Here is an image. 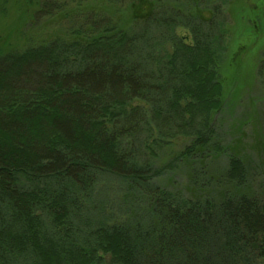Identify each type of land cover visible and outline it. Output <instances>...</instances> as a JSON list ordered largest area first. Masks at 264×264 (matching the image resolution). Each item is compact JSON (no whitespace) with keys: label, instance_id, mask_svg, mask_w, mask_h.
<instances>
[{"label":"trees","instance_id":"trees-1","mask_svg":"<svg viewBox=\"0 0 264 264\" xmlns=\"http://www.w3.org/2000/svg\"><path fill=\"white\" fill-rule=\"evenodd\" d=\"M229 1L41 0L59 32L0 55V264H264L257 198L191 199L153 181L215 138ZM178 136L193 143L156 167ZM227 175L247 183L239 158ZM106 180L153 198L148 225L93 208Z\"/></svg>","mask_w":264,"mask_h":264},{"label":"rangeland","instance_id":"rangeland-1","mask_svg":"<svg viewBox=\"0 0 264 264\" xmlns=\"http://www.w3.org/2000/svg\"><path fill=\"white\" fill-rule=\"evenodd\" d=\"M40 2H0V55L56 36L63 20L59 16L49 20L38 16ZM226 9L231 17V38L219 69L223 105L212 114L215 138L208 148L176 162V169L153 181L191 199L212 198L219 202L225 197L247 196L257 198L264 206V0H230ZM35 17L44 23H37ZM176 32L186 43L192 42L187 28L179 27ZM167 50L173 51L171 45ZM137 105L149 109L141 100H134L130 107ZM192 143L193 138L186 136L169 140L159 151L156 167L169 163ZM233 157L239 158L247 170V183L242 186L227 175ZM103 186L106 188L97 194L93 208L104 210V219L148 225L152 197L115 180L100 185ZM245 260V264H263L255 254L245 256ZM104 264L114 263L107 257Z\"/></svg>","mask_w":264,"mask_h":264}]
</instances>
